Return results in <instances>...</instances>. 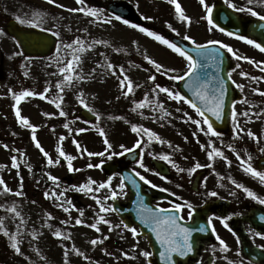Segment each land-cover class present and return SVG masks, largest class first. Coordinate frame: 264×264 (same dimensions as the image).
Returning <instances> with one entry per match:
<instances>
[{"label":"snow or ice","instance_id":"obj_1","mask_svg":"<svg viewBox=\"0 0 264 264\" xmlns=\"http://www.w3.org/2000/svg\"><path fill=\"white\" fill-rule=\"evenodd\" d=\"M48 3L54 4L55 0H47ZM166 2L173 6L175 18L185 23L187 26H191V18L185 14V10L183 9L179 0H166ZM76 3L80 5L76 8H65L64 5L56 4V7L65 9L70 13H82L86 17L92 18V22H100L105 24H110L112 20L121 21L124 25L136 29L141 33L146 34L148 37L154 39L159 42V44L166 46L167 49L171 50L172 53L177 54L179 57L183 58L185 63V68L182 74H173L175 73V69H165L164 66L157 62L155 59L151 58L147 54H143V60L147 62L148 65L155 70V73L164 75L167 79L171 81H185L183 87L191 93V97L187 94L182 93L180 90H177L175 87H165L160 83H157V75L150 74L147 79L152 82L153 87L151 88V98L148 93H145L144 98L136 101H132V107L130 109L131 112L136 113L139 112L140 115L143 116V112L141 110L148 108L154 114L159 113V116H153L152 119H168L171 116V113L167 111L165 108L164 101L160 100V94H164L167 101H173L177 104H185L195 113L196 118L190 115L188 112H183L180 117L183 123L191 124L195 126V131L192 132L193 138L196 139V143L199 145L201 151L206 153L207 160L209 163L201 164L200 162H194L192 167L187 169L180 167L169 154L162 153L156 154L152 152H148V155L151 156L154 160L164 161L169 164L173 169L176 170L177 173H184L185 171L188 173L189 177L195 174L202 167L213 168V164L211 163L216 158H222L225 160L228 166H231V160H228L225 156V153L215 145V141L212 138H220L222 133L219 132L214 127L215 121H221L224 118V109H225V99L227 94V82L225 76L219 75L221 71V65L224 63V52L220 49H226L227 53L231 54V58L235 60L246 59L249 63H252L257 68H259L261 73H264V61L257 62L252 60L251 58L241 57L237 54V52L228 44H225L219 40H208L206 43H198L191 35L185 34L182 36L183 41H189L195 47V54L197 58H194L193 55L189 54L188 49L186 47L180 46L173 40L166 38L163 34H158L155 30H150L147 27H144L138 23L130 22L128 19L123 18L121 15H113L108 19H103V11L99 8L89 6L87 4V0H76ZM199 3L202 5L205 15L203 19L207 21V24L210 26L209 31L213 29H218L220 32H225V28L221 27L213 16L214 7L209 5L206 0H199ZM224 3L228 6L229 9H233L238 13H247L251 17L258 18L259 23L256 25L257 29L264 33V14H261L258 11H255L251 5L260 4L264 6V0H247L248 6H238L233 2V0H224ZM44 13L36 12L32 19L21 18L19 15L15 17V20L19 25L28 26L32 28H40L42 32H50V34L55 37L57 40L60 39V33L58 31H53L50 28L42 27L43 24ZM144 19L151 20L153 17H144ZM166 27L174 32L177 36L180 35L179 31L173 27L171 23L165 22ZM87 32V29L84 30ZM0 35H6L4 29L0 28ZM228 36L236 35L231 31L227 32ZM236 38L246 42L248 45L253 46L255 49L259 50L261 53H264V41L258 42L256 39L249 38L245 35H236ZM17 46L19 47L23 41L17 39L15 36L12 37ZM96 45H104L105 47H112L107 41L104 40H91L88 41L86 39H82L81 37H76L71 43L64 44L63 42L55 45V54L53 56L48 57V60L52 62L57 68L56 72L50 73L51 76L59 77V79L54 84V89L56 90L55 96H49L48 93L53 91V85L51 81L46 82V86L44 87L42 92H37L34 89H22L20 91H13L9 89V92L12 93V99L14 101L13 110L14 116L20 127L30 130V138L33 142L36 149L39 150V153L45 160L44 167L51 166H59L61 161L66 162L67 170L69 172H79L81 169L74 168L73 161L77 159V156L67 154L64 150L63 143L68 137L61 135L58 137V142L56 145V157L54 158L45 148L42 146L41 142L37 137L38 127L33 125L29 118L22 115L20 105L22 102L27 100L28 98H39L41 100H46L48 103L53 104L54 107L58 110L59 117H68V112H66L63 108L64 102V93L67 88H71L74 85L90 81L94 79L95 69H92L90 72H83L82 65V56L84 53L89 51L90 49L95 48ZM209 45H219V48H214L209 50ZM70 49L71 56L70 58H64L61 56V50ZM113 51L119 53L123 51V49L119 47L113 48ZM139 51V48H137ZM16 55H23V52H17ZM100 55H104L100 53ZM26 60L31 61L30 57H25ZM51 66V65H49ZM98 67L104 68L108 73L112 76H115L118 80L119 90L123 97L127 98L131 95H134V88L139 87V85H134L133 80L126 73L125 67L120 65L117 67L116 64L110 62L107 56L104 57V63L98 64ZM139 68L140 65H134ZM29 65H21V68L24 69V76H29L28 71ZM210 67H215L217 70V74L209 77L206 69ZM240 65L237 64L235 68L226 73L227 81H231L235 87L241 91L244 89V85L237 84L235 80H233V72L239 68ZM147 70V69H145ZM242 77H247L249 74L245 72H240ZM252 80L256 81L259 79H264V77H251ZM254 91L264 96V91H260L259 89H254ZM120 97L118 96L117 99ZM94 99V97H93ZM79 105L84 108L87 112L91 113L97 123L93 124L90 120H84L85 124H91L95 131L99 134V136L103 140L104 150L99 152L89 151L86 147H82L80 142L76 139L72 140V143L75 145L78 154L81 157H100V163L92 164L88 163V168H102L105 160H113L115 157H124L126 154L136 153L135 163L139 169H143L144 172H151L152 169L148 168L144 162L143 156V148L146 147L145 138H147V143L151 144L153 141L159 142L160 144H167L169 148H173V145L165 141L160 135H158L155 131L144 127L143 125H138L136 123H131L130 130L137 137L132 147H127L124 144H120L119 151L113 150V144L110 142L105 130L99 127V121L101 120V116L97 113L93 107L89 105L87 99L85 97L84 92H80L76 97ZM247 102V101H245ZM176 112H181V108L177 107ZM43 116L51 119L54 118L56 113H48L43 112ZM261 115H264V110L259 112H237L235 103L232 104L231 110V120L233 123V139H239L241 134L245 132L244 128L240 127L239 117L243 116L248 120H251L253 116L259 118ZM145 119L149 117H144ZM214 118V119H213ZM80 117H76V120H79ZM109 119H124V117H109ZM75 121H69L63 123V128L68 130L69 134L74 131L77 134H82L88 131V128H79L73 129L70 125ZM127 122V121H126ZM54 131V129H52ZM199 134H203L204 136L209 137V140L206 143H201L199 139ZM247 136L257 143L260 142L259 137L256 134L249 130L247 131ZM13 136L16 135L15 132L12 133ZM185 142H187L188 137H184ZM3 147L8 150L9 145L4 144ZM230 149L235 151L232 148V145H228ZM137 149H141L139 153H137ZM11 151L17 153L11 156V168L17 170V176H20L19 169L21 167L18 162L20 158L23 157L24 153H21L19 149H11ZM174 151H182L180 147L177 145L174 148ZM261 153H264V147L259 149ZM188 159V157H184ZM236 159L239 161L242 171L249 174L251 177L256 178L260 184L264 185V170L257 169L254 167L252 160L253 157L251 155L247 156V158L242 157L239 153L236 154ZM27 164V161H25ZM5 167L4 165H0V168ZM28 170L31 171V166L29 165ZM154 175L160 176L162 179H167L165 176H161L160 172H154ZM47 177L48 181H51L54 185L53 188L45 191L43 193L45 199H54L56 203V207L60 208L64 213L69 214L68 219L60 220L59 223L65 227L71 226H86L90 229H93L96 233L101 232L100 225H109L108 231L112 232L116 228H123L124 230L129 231L133 238L140 236L141 233L138 231L136 227L131 226L124 221H121L120 224L111 225L110 221L105 218V214L116 212L117 209L113 207L111 204L106 203L107 201H116L121 196H125L127 193L125 191L127 185L125 181H129L131 185L135 188H139L137 183V179L142 181L144 184L150 185L152 188H157L158 186L143 174L140 171H137L136 168L131 170L130 175L122 176L120 179V183L113 187L112 180L114 177H108L104 182H97L91 177L88 178L86 183H81L79 185L73 184L69 187H64L63 190L57 191L61 189V184L59 182V177L52 175L50 173H44ZM223 179V177H220ZM231 183L235 186L236 189L242 190L248 198L257 202L260 205H264V197L258 195L255 191L251 190L249 187L238 183L236 180L228 177ZM21 183L19 186V190L12 192L6 182L0 178V187L3 188L4 193H12L16 197H21L24 195L23 192V177H20ZM206 182V178H205ZM39 183V181H37ZM96 187H93V186ZM180 187V185H177ZM223 187V185H221ZM108 190V195L104 196L101 199L97 193L101 190ZM69 190L80 192L85 195H90L91 199L95 201V204L98 206V212L95 213L96 219L94 223L85 224L83 217L85 213L83 210L76 209L79 212V217L75 218L74 225L73 220L70 216L71 211L75 208V205L72 203L71 199L66 198L65 193ZM161 191H168V189H161ZM139 196V192L137 193ZM175 195V193H173ZM207 196L217 197L218 193L216 191H210L206 193ZM231 195L235 196L236 193L232 192ZM33 204L36 201H32ZM187 208V218L188 220H193L195 217L196 209L194 206L188 201H184L181 203H172L170 208H162L159 205L155 208V210L147 207L143 203V197L140 196L139 206H138V216L143 225L151 229V232L155 234V240L159 244V258L163 262V264H179V261L174 257H188L196 250V240L194 238V233H204L208 230V228L203 224H197L192 227L185 226L182 223L185 219L183 210ZM6 211L11 213L14 218L19 219V225H17L15 232H10L8 228L5 226V220L0 218V234L7 238L8 246L14 251V253L18 256H22L27 260V257L24 255L22 250V239H21V231L20 226L25 223L24 218L20 211H18V205H13L10 208H7ZM174 213V214H170ZM221 220V223L225 228H228L229 231L232 229L229 227L228 221L232 219V216L226 217H217ZM55 219L50 213L45 217V226L49 229H52V224L47 223L49 220ZM259 219L264 221V215L260 216ZM213 217L207 218V225H212ZM212 232L215 233V228L212 227ZM37 233L33 232V239L37 238ZM51 235L58 240L69 241L72 240L71 232L64 231L62 232L59 228H56L51 232ZM253 235L256 237H260L264 239V233L260 231H254ZM108 236H102L93 238L90 240V245L95 247L97 245L104 244L105 240L109 239ZM216 239L219 241V244L222 246L223 251L228 250V246L225 242L217 235ZM259 247L264 248V245H260ZM63 248V264H69V255L70 253H74L76 256L82 257L86 261H90V257L83 251L73 244L71 248H69L66 244L62 245ZM135 250V246L134 249ZM106 254L111 255V253ZM122 255L128 257L127 252H123ZM139 255L144 257L145 260L148 261V264H151V260L149 259L153 256V252L142 250L139 252ZM239 255V253H237ZM131 259H135L136 257H130ZM214 264V258H213ZM229 264H232L230 261ZM240 264H244L241 259Z\"/></svg>","mask_w":264,"mask_h":264},{"label":"rangeland","instance_id":"obj_2","mask_svg":"<svg viewBox=\"0 0 264 264\" xmlns=\"http://www.w3.org/2000/svg\"><path fill=\"white\" fill-rule=\"evenodd\" d=\"M58 3H62L64 0H55ZM93 2V5H89L92 7H96L99 9H103L102 5L103 3H107L111 0H90ZM97 1V4H96ZM115 1V0H112ZM128 3H130L133 8L135 9V12L141 17L142 22L145 26L147 24L149 25H156L161 28H165L163 30H166V32H171L174 35H176L174 32L170 31L167 27L165 22L171 23L174 28L179 31L180 35L179 37H182L185 34L191 35L198 43H206L208 40H219L225 44H228L231 46L234 50H242L243 53H249V51L244 50L246 43L244 41H241L239 39H236L234 36H228L225 32H220L218 29H213L212 31H209V25L207 24V21L204 20L202 17L204 16L205 12L202 7V5L199 3V0H193L194 8L192 7V0H181L182 7L185 10V14L188 15L191 18V26H187L185 23H182L178 21L175 18L174 8L173 6L169 5L166 0H164V4H162L163 0H126ZM71 0H66V3L71 4ZM180 2V0H179ZM208 3V0H206ZM235 4L239 6V0H233ZM162 4V5H161ZM75 5V4H72ZM98 5V6H97ZM103 11V19H108L109 17H112L110 14H108L106 11ZM63 13V12H62ZM73 16H70V29L71 31L77 32L78 27L83 26V30L81 28V32H83L86 35V38L81 37L82 39H86L88 41L91 40H104L107 41L112 47H105L104 45H96L95 48L90 49L85 53L84 57V71L85 73L90 72L92 69H95L94 73V79L90 81H85V97L87 99V102L91 107L94 109H101V107H105L106 100H111V98H108V96L112 97L113 100H127L129 97L125 98L121 96L119 99L115 98L114 95H108V91H110V88H119L118 80L115 76H112L110 73H108L104 68L98 67V64L104 63V57L107 56L108 60L119 67L121 63H127L131 61V67H134V65H139L140 63H143V65H147L148 67L152 68L150 65L147 64L146 61L143 60V54H146L147 51L152 55L153 59H155L157 62L161 63L164 68H171V66L174 67L176 63L180 61V63H185L183 58L179 57L177 54L172 53L171 50L167 49L166 46H163L159 44V42L155 41L154 39L148 37L146 34L139 32L136 29H132L126 25H124L121 21L112 20L110 24L92 22V18L84 16L82 13H71ZM144 17H153V19L148 20L144 19ZM201 18L203 20H201ZM163 20L165 22L160 21ZM54 26L57 27V21L53 19ZM80 24L81 26L77 25ZM87 29V32L84 30ZM177 36V35H176ZM73 41V40H72ZM71 40L67 41H60L59 43L63 42L64 44L71 43ZM6 45V43H5ZM119 47L123 49V51L119 52L117 56L116 54L112 52L113 48ZM139 48V50H143L142 52L133 54V58L130 60L128 57L127 51H134V49ZM67 49L61 50V56L64 57L66 55ZM13 51L9 50L7 46L3 48V54L0 57V68L2 71H5L8 73V76H14L15 72H17V79L14 81H17V92L22 89L29 88V82H30V73L28 77L24 76V69L21 68V65H29L28 71L30 67H35L36 64L32 61H22L21 63L18 62L17 64L13 62L14 59L11 58L10 55H12ZM100 53H103L104 55H100ZM55 54H52V56ZM71 56L70 55H67ZM151 57V56H150ZM121 63H120V62ZM247 60L241 59L237 60L238 64L242 66L243 68L248 67ZM43 66L42 70H45V65ZM127 65H124V67ZM181 68L176 69L175 73L173 74H182L184 67L180 65ZM171 69H174V68ZM82 68V65H81ZM6 69V70H5ZM17 69V70H16ZM127 70V69H125ZM11 71V73L9 72ZM135 71V77L137 82H145L148 83L147 77L151 74L149 73V69L145 71V69L139 67L134 70ZM145 71V72H144ZM1 73L0 76V87L6 86L8 87V83L12 82L9 81L6 73ZM39 69H33L31 71V76L37 77L39 74ZM59 79V77H56ZM158 78V77H157ZM21 79V81H20ZM37 79V78H35ZM79 84V83H78ZM78 84L74 85L76 90L78 91ZM136 85V84H134ZM84 86V84H83ZM117 90V89H113ZM5 98L9 97V94L3 95ZM135 96V95H134ZM151 97V93L149 95ZM94 97V99H93ZM160 100L164 101L165 108L168 112L171 113V116L168 119H152L151 117L159 116V113H153L150 109L147 108L148 114L146 115L148 118L147 120V128L160 132V135L166 136V138H169L171 141V144L173 145V148H169L172 152H174L175 146H179L182 151V161L181 165L183 167L189 166L193 163V158L200 159L203 156V153H201L199 145L196 143V139L193 138L192 134L190 137H188V142H191L194 147H192V151L189 149V143L185 142L184 140H181L183 136H188L190 133H192L195 130V126L191 124L183 123L181 120V116L183 112H188L190 115L189 109H186L183 104H177L173 101H167L164 94H160L159 97ZM13 108V106H5L4 103L0 102V120H4V123H8L11 116L7 115L10 108ZM181 108V112H176V108ZM22 109V115L31 118V115H33V110L36 114L43 113L36 111L37 107L35 106V102L32 98H28L24 102H22L21 105ZM76 109V108H75ZM73 114H75V110L72 111ZM76 115V114H75ZM38 115H36L37 117ZM70 121H75V119L71 118ZM118 121V120H117ZM73 124V123H72ZM87 128H93L92 125L88 126ZM54 132L56 133V127L53 128ZM9 128H4L1 130L0 133V143H3V141H6L7 144L13 148L11 149H19L21 153H24L23 157L19 159V163L21 165L19 169L20 176H17V170L12 169L13 173L15 174L14 178L20 179L23 175H31V171L34 172L35 164L37 162V158L39 157L37 149L34 148V144L31 141L30 136L26 137V132L24 131H17V140H15L11 134H9ZM93 132L92 130H89ZM178 132V133H177ZM4 133L5 136H4ZM64 133V132H62ZM60 133V134H62ZM28 135V134H27ZM86 136V135H85ZM83 136V144H85L86 148L89 151L92 152H99L100 150H104V146L102 145L100 150H96L98 147H95V145H91V143L94 144V142L98 145L97 138H93L90 140V137ZM54 138H56L54 134ZM110 142L113 144V150L116 151L119 149V145L121 138H111L108 137ZM130 138V137H128ZM117 139V140H116ZM201 143H206L209 140V137L204 136L201 134L199 136ZM41 140H43L41 138ZM131 140L129 139L128 142L124 145H130ZM65 143H63L64 145ZM45 148L48 147L46 150L55 158L56 157V145L53 147L52 145L49 146V144L44 143ZM154 145L161 146L159 142H156ZM164 145V144H163ZM90 147V148H89ZM102 148V149H101ZM11 149H8L5 151V149L0 146V165H3L4 161L10 164L11 166V159H9V154L15 155L16 153L11 151ZM158 149V148H156ZM67 154H71V150L64 149ZM197 150V151H196ZM194 154V156H193ZM74 156H77V159L73 161L74 168H79L81 171L75 172L77 174L76 179V185H79L81 183H86L88 178L91 177L92 179L99 182H104V177L97 172V168H88L87 164H97L101 162L100 157H81L80 159L78 157L77 152L74 154H71ZM2 157L6 158L3 159ZM184 157H188V159H185ZM82 160V161H80ZM25 161H27V164H25ZM78 163H76V162ZM204 164V163H202ZM29 165L32 168L31 171L28 170ZM54 175L57 176L58 174L62 175V169H58L57 166L54 168ZM1 173L3 174L2 168H0ZM35 175V173H34ZM4 177V176H2ZM8 177L10 179V175L8 174ZM18 182V181H17ZM21 182H18L17 187L13 185V188L15 191L19 190V185ZM119 183L112 180L113 187H116ZM24 187L23 192L24 195L21 197H24L23 199H17L13 200V202H3L0 199V218H3L5 220V226L8 228L10 232H15L17 225H19V219H16L13 217L11 213L6 211L7 208L12 207L13 205H18V211L21 212L25 223L20 226L21 231V239L23 241L21 247L24 252V255L27 257V260L22 257L18 256L14 253V251L8 246V241L5 238L4 242V236L0 234V264H3L4 261H7L8 264H63V248L62 245H67L69 248L73 244L77 248H79L81 251L85 252L91 259L90 261L84 260L82 257L76 256L74 253H70L69 255V264H146L144 257L139 255V252L142 250H145V246L141 240H135L132 239L129 234H127L126 230L123 228H116L112 232L108 231L109 225H100L101 232L96 233L93 229H90L86 226H71V227H65L59 223L60 220L68 219L69 214L64 213L60 208L56 207V201L54 199H46V202H36L35 204L32 203L30 198L31 192H32V180L28 178L27 183H23ZM216 186V182L209 181L207 183L206 191H210L213 189V186ZM54 185L50 184L49 188L45 191H48L49 189L53 188ZM93 187H96L95 185ZM61 189H58L57 191H60ZM77 195V197L72 200L67 195L66 198L71 199L72 203L75 205V208L71 211L70 216L73 220L75 218L79 217V212L76 209L83 210L85 213V216L83 217L85 224L94 223L96 216L95 213L98 212V206L95 204V201L91 199L90 195H85L80 192L71 191ZM108 190H101L97 195L103 199L104 196L108 195ZM6 197V196H4ZM21 200V201H19ZM44 200V198H43ZM19 201V202H18ZM106 203L111 204V201H107ZM51 214L55 219L47 221V223L52 224V229H49L45 226V217L47 214ZM105 218L110 221L111 225H117L116 219L111 215V213L105 214ZM56 228H59L62 232L68 231L71 232L72 240L64 241V240H58L57 238H54L51 235V232L55 230ZM36 232L37 238L33 239L32 233ZM102 236H108L109 239L105 240L104 244L97 245L95 247L90 245V240L97 237ZM135 246V250L134 249ZM105 249L107 250V253H111V255L106 254ZM1 250L6 253L5 255L1 254ZM123 252L128 253V257H125L122 255ZM130 257H136L135 259H131ZM2 261V262H1Z\"/></svg>","mask_w":264,"mask_h":264},{"label":"flooded vegetation","instance_id":"obj_3","mask_svg":"<svg viewBox=\"0 0 264 264\" xmlns=\"http://www.w3.org/2000/svg\"><path fill=\"white\" fill-rule=\"evenodd\" d=\"M21 5L25 6L22 7ZM251 7H253L255 11L264 14V6L260 4H253ZM36 12L44 13L42 27L49 28L50 26L46 23L47 20L45 21L47 16L46 8L39 6V4L29 0H0V28L4 29L6 33V35H0V46L2 41L15 43V41L12 39V36L7 32L9 21H14L16 24H18V22L15 20L17 15H19L21 18L32 19L34 13ZM241 14L245 17L250 16L247 13ZM19 26L29 28L28 26ZM36 29L40 30V28ZM14 48H17V44L14 45ZM249 53H244V57L251 58L257 62L264 61V53H261L260 51L257 54L255 51H249ZM246 63L248 67L243 68L240 66L236 69V71L233 72L232 76L233 80H235L237 84L244 85V89L241 91L233 84L234 89L227 90L223 121L226 120V113L230 110L228 116V125L225 126L226 128L224 131L217 129L219 132L222 131V136L220 138L214 137L217 141L222 143V145H216V147L220 148L225 153V156L228 160H231V166H228L224 159L218 157L211 162L213 164V168L205 167L203 170H200V175L195 182L194 180L197 177L198 171L189 177L186 171L184 173H177L176 170L166 162L154 160L151 156H149L148 152L156 154L166 153L169 154L180 167H183L181 165V161L174 157L173 152L163 151L162 148L160 151H155L156 146L153 143L148 144L147 138H145L146 147L142 146L144 152L143 159L146 166L153 171L144 172L143 169H139L135 163L136 155L129 157H115L113 160L116 162V172L112 175V177H114L113 180L117 183H120L121 179V175L117 173L118 171L123 169L131 171L133 168H136L137 171H140L141 174L145 175L147 179L158 186L157 188H152L150 185L144 184L142 181H139V179L136 178L139 188L132 186V192H139V196L143 197V201H145L147 207H157V205H159L162 208H170L172 203L183 204L184 201H188L196 209L194 219L188 220L187 208H185L182 213L185 219L182 223L189 224L190 227L197 224H203L208 228V230L204 233H194V238L197 244L196 250L188 257L175 258L179 261V264H213V258L214 264H229L230 261L232 264H240L241 259L243 260L244 264H264V248L259 247L260 245H264V239L253 235L254 231H260L264 233V221L259 219L260 216L264 215V205H260L248 198L242 190L236 189L228 179V177H231L238 183L249 187L261 197H264V185L260 184L256 178L251 177L249 174L243 172L239 161L236 159L237 153H239L244 158H247V156L251 155L253 157L252 163L254 167L264 170V161H262L264 159V153L259 151L261 147H264V115H261L259 118L253 116L251 120H248L243 116L239 117L240 127L244 128L245 132L241 134L239 139H233V123L231 120V110L233 103H235L238 113L244 111L259 112L264 110V96H261L254 91V89L264 91V79H259L256 81L251 79L252 76L264 77V73H261L259 68H257L252 63ZM235 67L236 64H234L233 68ZM240 72H245L249 75L247 77H242ZM1 73L2 72L0 71V76L2 75ZM46 82H48V80L45 78H42V81H34L31 83V89H34L37 92H42L46 86ZM52 85L53 91L48 93L49 96H55L56 94L54 84L52 83ZM138 85L139 87L134 88L135 96H130L132 101H139L143 99L145 93L150 95L149 84L140 83ZM78 86V91L74 86L65 90L63 108L69 114L67 118L59 117L58 110L54 107V105L48 103L46 100H41L38 97L33 98L35 106L37 107L36 111L57 114L51 119L43 116L42 113L35 114V116H38L35 120H33V125L38 127L37 137L44 148V143H48L49 146L52 145L54 147L52 134H55L57 138L56 142H58L59 136H66V134L70 135L68 130L64 129L62 125L65 122H69L71 118L75 119V122L70 125L73 129L85 128L86 124L83 122L85 118L82 114H80L82 107L76 100L77 95H79L81 91L85 94V87L83 86L82 82L79 83ZM163 86L176 88L175 82L165 81ZM9 89L17 91V81L10 82L8 87H0V102L4 103L5 106H13L14 104L12 93L9 92ZM6 93L9 94V97L7 98L3 96ZM187 108L190 109L188 106ZM125 109H128L127 106H125ZM125 109L124 105H115L114 108L109 111L107 109L102 110L99 113L101 116L99 123H102L99 127L103 128L105 131H108V126H110L111 121V119H109V112H111V115L113 116L124 117V119H128L127 122L123 120L120 123L121 126L117 129V131L122 129L125 124L131 125L134 120L136 121V124L143 125L142 122H144V115L142 116L140 114H135L131 112L130 109H128L130 114L125 113ZM74 110L76 115L72 113ZM143 111L144 109L142 112ZM190 111L192 112V116L196 118L193 110L190 109ZM7 115H12V108L9 109ZM135 116L136 119H134ZM76 117H80V119L76 120ZM94 120L92 122H94ZM54 127H56V133H53L54 131L52 129ZM4 128H9L8 131L11 135L13 132L16 133L15 136L12 135L15 140H17V137H19L17 136V131H24L26 133L28 132L27 129L20 127L15 118L14 121L9 120L7 124L4 123V120H0V133ZM249 130L253 131L256 136L259 137V143L247 136L246 133ZM5 134L6 133H4V136ZM71 135H77L78 140H81V134H77L74 131L71 133ZM41 138L43 140H41ZM2 144H7V142L3 141ZM228 145H232V148L235 149V151L230 149ZM33 147L35 148V146ZM63 147L64 149L68 148L66 140ZM11 148L13 147H9V149ZM47 148L48 147H46L45 150ZM75 151H77L76 147ZM140 151L141 149H137L138 153ZM37 152L39 154V157L37 158L38 163L35 164L34 172L31 171V175L29 176L32 180V197L38 201H45L46 199L43 193L49 188L51 181L47 180V177L44 175V173H50L54 175L55 166L44 167L45 160L39 153L38 149ZM203 159L205 164L209 163L206 153L204 154ZM193 165L194 164H192V166ZM57 167L60 170L62 169L63 172L62 175H57L61 184V190H63L64 187H69L73 184H76L77 174L67 170L66 162L62 160L61 164ZM32 168H34V166ZM183 168L187 169L189 167L185 166ZM154 172H160L161 176H165L167 179H162L160 176L154 175ZM26 176L27 175H25L24 179ZM220 177H223V179H220ZM25 181L27 182V180ZM37 181H39V183H37ZM209 181L216 182V186L214 185V188L210 191H216L218 193L217 197H210L206 195V186ZM177 185H180V187ZM221 185H223V187ZM161 189H168V191H161ZM125 191L128 193L127 188ZM232 192H235L236 195H231ZM173 193H175V195H173ZM65 195H67L72 200L77 197V195L70 192V190L66 192ZM118 200L120 202H124L125 196H121ZM112 215L117 219L114 214ZM229 215L232 216V219L228 221L229 227L232 229V231H229L228 228H225L221 223V220L217 218L226 217ZM210 216L213 217V220L212 225L208 226L207 218ZM131 225L136 227L139 231L137 225ZM212 227L215 228V233L212 232ZM126 232L129 234V236H132L129 231L126 230ZM217 235L228 246L227 251L222 250V246L216 239ZM136 238H138V240H142L145 246L147 245L146 237ZM147 251H149V248H147ZM237 253H239V255H237ZM149 259L151 260V264H157L154 258ZM145 263L148 264V261L145 260Z\"/></svg>","mask_w":264,"mask_h":264},{"label":"water","instance_id":"obj_4","mask_svg":"<svg viewBox=\"0 0 264 264\" xmlns=\"http://www.w3.org/2000/svg\"><path fill=\"white\" fill-rule=\"evenodd\" d=\"M109 9L111 11L117 13V14L124 16V17L136 19L131 8L124 3L119 2L116 4H112L109 6ZM227 10H225L227 18L224 20L222 18H219V16H216V15L214 16V18L216 19V22L221 27H224L226 30H229V31L234 32L236 34H241V33L246 32L244 30V27H245V25H247V22L242 23L240 18L237 17V15L233 11H231V10L227 11ZM258 23L259 22H256V24H258ZM250 36L254 37L258 41H264V37H263V39H261L257 35H255L254 33H250ZM19 40L23 41V43L21 44V47H22V50L26 54H46L52 50L53 45H54V40L51 38H48L45 40H40V39H36L35 37H30V39H26L24 37H19ZM174 42H176L180 46L186 47L188 49L189 54L193 55L194 58H197L196 54H195V47H192L189 44L185 43L184 41L177 40V39L174 40ZM214 48H218V47L217 46H209V50H212ZM108 167H110V165H105V168H108ZM124 205L125 206H114L117 209L116 212L119 214V216L121 217V219L124 222H128L127 217L131 216L130 217L131 219H132V217H134L135 220L136 221L138 220L139 223L142 226H144V228L146 230H151L150 228L143 225L139 219V216H138L139 203L137 204V202L135 200H133L131 203L129 202L128 204H124ZM153 235L155 236L154 233H153ZM152 246H154V244ZM158 249H159V246L157 247V249L155 248L154 250H158ZM154 253H155V251H154Z\"/></svg>","mask_w":264,"mask_h":264}]
</instances>
